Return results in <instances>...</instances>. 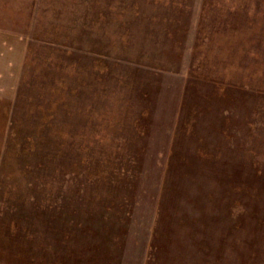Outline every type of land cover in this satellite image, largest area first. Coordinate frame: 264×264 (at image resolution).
Segmentation results:
<instances>
[{"label":"rangeland","instance_id":"rangeland-1","mask_svg":"<svg viewBox=\"0 0 264 264\" xmlns=\"http://www.w3.org/2000/svg\"><path fill=\"white\" fill-rule=\"evenodd\" d=\"M0 264H264V0H0Z\"/></svg>","mask_w":264,"mask_h":264}]
</instances>
